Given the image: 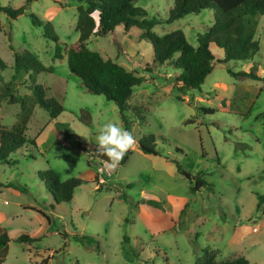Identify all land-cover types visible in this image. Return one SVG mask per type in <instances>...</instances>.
I'll return each mask as SVG.
<instances>
[{
  "label": "rangeland",
  "instance_id": "obj_1",
  "mask_svg": "<svg viewBox=\"0 0 264 264\" xmlns=\"http://www.w3.org/2000/svg\"><path fill=\"white\" fill-rule=\"evenodd\" d=\"M79 4L85 2L0 0V59L5 65L0 66V82L9 83L15 75L14 53L29 51L52 69L19 75L12 89L29 93L32 74L47 97L64 108L51 119L36 105L25 134L36 141L37 151L18 147L10 155L14 164H0V230L10 238L2 264H194L205 247L217 250L220 260L242 255L248 264H264V206L256 210L257 195H264V16L257 19L260 49L253 59L217 63L198 89L184 92L174 82L180 70L152 62L151 44L140 38L139 28L125 31L119 24L108 35L89 38V49L143 77L125 112L126 130L135 141L132 154L112 171L103 170L105 163L88 166L80 148L95 145L97 129L105 122L125 129L117 106L83 91L80 79L68 70L65 51L54 58L55 42L43 36L30 16L49 21L63 48L77 42ZM21 6L25 11L16 18L6 11ZM134 6L162 20L152 29L155 34L181 30L193 46L197 34L213 23L210 9L164 22L172 0H137ZM211 51L222 58L214 47ZM228 69L255 78L234 77ZM81 108L91 114L89 127L78 119ZM133 108L142 110L144 121ZM19 110L18 104L2 103L0 124L15 123ZM149 134L157 136L160 155L139 148V138ZM177 161L186 171L205 173L214 191L192 193ZM47 168L61 180L88 182L74 189L71 201L56 203L42 175ZM22 234L34 240L17 241ZM77 235L91 236L92 250Z\"/></svg>",
  "mask_w": 264,
  "mask_h": 264
},
{
  "label": "trees",
  "instance_id": "obj_2",
  "mask_svg": "<svg viewBox=\"0 0 264 264\" xmlns=\"http://www.w3.org/2000/svg\"><path fill=\"white\" fill-rule=\"evenodd\" d=\"M36 0H26L29 4ZM81 1V0H80ZM84 4L77 6V20L75 29L78 32L76 43L60 45L57 34L49 21H44L31 13L32 23L42 27L43 36L55 42L54 58H61L65 51L66 62L69 72L80 79V85L84 92L103 95L107 100L112 101L118 109L121 123L127 129L129 120L125 112L130 109L128 100L133 94V87L143 81L142 76H137L123 66L117 64L110 58H104L97 51L87 47V41L93 35L105 36L114 31L117 25L122 24L125 31L132 27L139 28L140 38L151 44L153 51L152 62L167 63L174 69H179L174 77L176 87L184 92L185 90L198 89L204 82L205 77L213 70L217 63L226 64L230 60H251L258 53L260 43L255 38L257 19L264 16V0H172V6L168 9L166 23H171L184 15L198 13L202 9L213 10V23L207 26L205 31L198 33L197 45L193 46L185 38L181 30L159 36L153 32V27L162 20L152 16L147 17L145 11L134 6L137 0H83ZM11 18H16L25 11L21 6L15 9H7ZM94 14L97 15L95 19ZM222 50V58H216L210 46ZM0 66L5 65L0 59ZM51 67L44 66L41 61L31 52L14 53V70L17 76L26 75L29 71L41 72L51 71ZM228 72L234 77L249 76L255 78L251 72ZM30 92L17 94L11 87V82H0V105L18 104V119L12 125L0 124V164H14L16 161L10 159V155L18 147L31 146L37 151L36 141L26 137L27 123L33 113L34 107L38 105L43 108L51 119H56L64 108L59 101L53 97H47L46 89L36 84L35 78L29 76ZM212 113V111L205 110ZM134 116L140 121L145 120L142 110L133 108ZM78 119L85 126L92 124V117L86 108L79 110ZM163 140V137H158ZM157 136L153 134L143 135L138 140L139 148L146 154L160 155L161 152L155 148ZM75 146L76 140L72 141ZM87 153V164L105 163L107 157L96 151V146L81 147ZM132 154L130 149L120 161L119 165L126 163ZM175 167L181 176L186 178L191 186L192 193L205 188L214 191V186L205 178V173L189 172L182 168L180 162H175ZM46 179V189L49 191L56 203L71 201L74 189L84 182L80 177H71L61 180L59 175L52 169L47 168L43 173ZM131 186V184H128ZM15 189L20 187L13 186ZM123 197V196H122ZM151 202V201H149ZM154 203L155 202H151ZM264 206V195H257L256 210ZM264 213V209L262 210ZM74 238L82 243L86 250H92L91 236L81 235ZM10 238L6 230H0V264H2L7 245ZM34 238L22 234L18 237L19 242H32ZM124 242H128L127 235L123 236ZM218 251L205 247L195 258L194 264H248L245 256L220 260L217 258Z\"/></svg>",
  "mask_w": 264,
  "mask_h": 264
},
{
  "label": "clouds",
  "instance_id": "obj_3",
  "mask_svg": "<svg viewBox=\"0 0 264 264\" xmlns=\"http://www.w3.org/2000/svg\"><path fill=\"white\" fill-rule=\"evenodd\" d=\"M134 142L132 133L117 123L102 124L95 135V146L97 153L107 157L103 170L114 171Z\"/></svg>",
  "mask_w": 264,
  "mask_h": 264
},
{
  "label": "crops",
  "instance_id": "obj_4",
  "mask_svg": "<svg viewBox=\"0 0 264 264\" xmlns=\"http://www.w3.org/2000/svg\"><path fill=\"white\" fill-rule=\"evenodd\" d=\"M211 47H214L215 49H217L218 54H219V55H222V50H221V49L216 48L214 45H211V46H210V49H211ZM1 120H2V116H0V122H1Z\"/></svg>",
  "mask_w": 264,
  "mask_h": 264
},
{
  "label": "built area",
  "instance_id": "obj_5",
  "mask_svg": "<svg viewBox=\"0 0 264 264\" xmlns=\"http://www.w3.org/2000/svg\"><path fill=\"white\" fill-rule=\"evenodd\" d=\"M251 230L254 231L255 230V227H252Z\"/></svg>",
  "mask_w": 264,
  "mask_h": 264
},
{
  "label": "water",
  "instance_id": "obj_6",
  "mask_svg": "<svg viewBox=\"0 0 264 264\" xmlns=\"http://www.w3.org/2000/svg\"><path fill=\"white\" fill-rule=\"evenodd\" d=\"M77 147H79V148H80V144H77Z\"/></svg>",
  "mask_w": 264,
  "mask_h": 264
}]
</instances>
